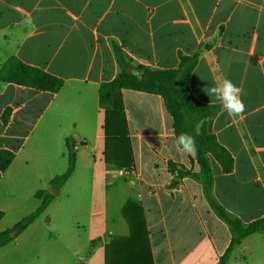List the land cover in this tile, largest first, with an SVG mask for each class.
Segmentation results:
<instances>
[{
  "label": "crops",
  "instance_id": "crops-1",
  "mask_svg": "<svg viewBox=\"0 0 264 264\" xmlns=\"http://www.w3.org/2000/svg\"><path fill=\"white\" fill-rule=\"evenodd\" d=\"M114 45L135 66L156 70L177 69L180 52L198 53L189 87L203 104H221L207 89L223 79L243 89L244 113L222 109L210 123L233 157L232 172L208 155L206 175L197 153L181 156L162 96L125 89L134 175L117 176L103 156L100 106L101 85L120 72ZM11 57L64 85L52 93L0 82V149L16 155L0 171V232L34 212L42 191L53 195L47 210L55 206L60 216L90 209V248L82 256L78 239L61 232L43 238L53 229L45 212L0 249V264H114L130 223L141 221L154 264H220L234 232L219 211L246 225L264 218V0H0V69ZM68 138L76 169L59 188L52 181L67 171ZM70 181L77 184L69 191ZM226 264H264V233L246 237Z\"/></svg>",
  "mask_w": 264,
  "mask_h": 264
},
{
  "label": "trees",
  "instance_id": "trees-1",
  "mask_svg": "<svg viewBox=\"0 0 264 264\" xmlns=\"http://www.w3.org/2000/svg\"><path fill=\"white\" fill-rule=\"evenodd\" d=\"M114 53L120 72L114 80L103 83L100 88V106L104 109L102 130L105 162L124 168L133 166L134 154L123 102V90L130 89L162 96L165 108L173 118L176 137L185 132L195 138L198 161L203 165L206 175H209L208 155L213 156L226 173L232 172L233 157L219 144L210 126L211 120L222 111V104L208 105L199 102L189 87L191 75L198 64L199 54L187 56L180 52V65L177 69L156 70L144 65L135 66L122 47L118 45H114ZM132 69H135V73ZM0 82L52 93L59 92L64 85L63 79L28 65L17 57L8 59L0 69ZM10 115L11 108H8L2 118L5 124L8 123ZM75 146L72 138L66 140L68 168L63 175L54 178L52 181L54 186L61 188L74 173L77 161ZM15 157L14 152L0 149V171L2 173L8 170ZM179 174L183 177L187 172L180 169ZM36 196L42 199L40 206L11 230L0 232V249L13 241L12 233L17 235L23 233L46 212L53 195L44 196L43 192L39 191ZM219 214L234 232L231 245L220 262V264H226L233 249L246 237L255 233H264V218L246 225L239 219L231 217L224 210H220ZM3 217L4 213L0 211V220ZM130 225L131 236L119 247L120 253L114 264H154L148 232L143 222L141 221L136 226L133 223Z\"/></svg>",
  "mask_w": 264,
  "mask_h": 264
},
{
  "label": "rangeland",
  "instance_id": "rangeland-1",
  "mask_svg": "<svg viewBox=\"0 0 264 264\" xmlns=\"http://www.w3.org/2000/svg\"><path fill=\"white\" fill-rule=\"evenodd\" d=\"M73 184L75 185L77 183H75L74 181H70L65 189L70 191V189L73 188ZM82 184L83 183H81V185ZM84 190L86 191L87 197L86 196L81 197V200L83 201V208L85 207V203H88L89 205V201H90L91 186L89 182L87 183V187ZM54 207L46 211L45 218L48 216L49 219L52 220V224L50 227L56 230L53 231V229H51L50 231H45L42 237L43 238L44 237L50 238L51 236L57 237V232H61L62 236L74 235V237L77 238L79 243L82 245L81 247L82 256H87L89 254V248H90L89 244L86 243V237L89 228L90 209H85V208L62 209L61 210L62 216H60V211H58V209H55ZM51 214H53L52 218H50Z\"/></svg>",
  "mask_w": 264,
  "mask_h": 264
},
{
  "label": "clouds",
  "instance_id": "clouds-1",
  "mask_svg": "<svg viewBox=\"0 0 264 264\" xmlns=\"http://www.w3.org/2000/svg\"><path fill=\"white\" fill-rule=\"evenodd\" d=\"M242 93L243 89L229 79H223L207 89V94L221 102L229 117H240L244 113L245 104L241 98ZM175 146L181 156L194 157L197 153L195 138L185 132L175 138Z\"/></svg>",
  "mask_w": 264,
  "mask_h": 264
},
{
  "label": "built area",
  "instance_id": "built-area-1",
  "mask_svg": "<svg viewBox=\"0 0 264 264\" xmlns=\"http://www.w3.org/2000/svg\"><path fill=\"white\" fill-rule=\"evenodd\" d=\"M87 141L84 140L83 143H86ZM115 171L117 176H120L125 179H129L134 175V169L133 168H124V167H115Z\"/></svg>",
  "mask_w": 264,
  "mask_h": 264
},
{
  "label": "water",
  "instance_id": "water-1",
  "mask_svg": "<svg viewBox=\"0 0 264 264\" xmlns=\"http://www.w3.org/2000/svg\"><path fill=\"white\" fill-rule=\"evenodd\" d=\"M135 73V71H133ZM57 189V188H56ZM58 190V189H57ZM16 235V233H12V236L14 237Z\"/></svg>",
  "mask_w": 264,
  "mask_h": 264
}]
</instances>
